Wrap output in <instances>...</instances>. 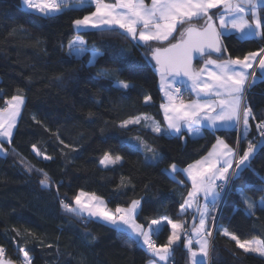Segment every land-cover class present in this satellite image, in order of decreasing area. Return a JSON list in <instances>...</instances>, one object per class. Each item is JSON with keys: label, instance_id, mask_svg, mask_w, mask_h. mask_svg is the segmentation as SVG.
<instances>
[{"label": "trees", "instance_id": "16d2710c", "mask_svg": "<svg viewBox=\"0 0 264 264\" xmlns=\"http://www.w3.org/2000/svg\"><path fill=\"white\" fill-rule=\"evenodd\" d=\"M93 11L95 6L89 4L48 18L24 10L22 0H0V109L14 95L25 99L11 143L3 142L6 151L0 153V247L5 249L6 261L22 264L20 249H24L32 264H149L153 257L132 235L66 212L61 201L74 205L81 191L94 193L111 209L127 208L139 200L137 223L147 227L151 219L166 216L183 222L192 235L188 227L194 212L181 213L191 187L182 172L171 173L170 166L186 169L207 156L217 139L233 149L239 147L240 154L249 141L259 144L262 139L256 123L264 121V80L252 85L246 95L256 117L246 135L238 128L205 129L195 139L184 132L169 134L161 110L159 72L149 45L137 43L120 29L76 30L73 21ZM211 14L217 21L218 12ZM195 26L201 28L204 22ZM179 32L166 44L150 42L151 48L177 42ZM77 36L98 54L91 65L88 54L68 55V44ZM223 46L227 51L212 59L221 55L242 59L264 48V37L244 40L230 35L223 38ZM207 58L196 63V71ZM117 81L132 86L124 90ZM146 96L152 97L147 104ZM138 116L149 119L121 127L123 121ZM153 121L159 124V133L152 130ZM145 146L155 150L158 160L147 159L146 153L151 152ZM106 153L121 156V162L103 168ZM39 170L47 172L51 187L41 185ZM261 188L264 148L256 151L239 178H233L218 215L210 262L205 264H264V257L244 253L220 234L227 229L241 240H264ZM241 191L256 204L254 214H249ZM170 234L166 226L154 239L161 245ZM185 242L173 246L167 264H191Z\"/></svg>", "mask_w": 264, "mask_h": 264}, {"label": "snow or ice", "instance_id": "6c2138e0", "mask_svg": "<svg viewBox=\"0 0 264 264\" xmlns=\"http://www.w3.org/2000/svg\"><path fill=\"white\" fill-rule=\"evenodd\" d=\"M22 4L29 11L48 18L67 9H83L92 4L95 6V11L73 21L76 29L90 28L102 31L120 29L123 30L121 34H127L132 40L149 45L151 58L158 66L161 87L167 101L161 105V108L170 134H182L183 128H187L189 132L198 131L207 121L213 128L242 125L246 135L250 128L249 121L256 119L252 107L246 101V95L248 89L256 83L255 73L249 70L258 66L264 73V55H262L264 48L256 52H248L242 59L240 57L232 59L230 56L224 59L222 55L212 59L210 53L221 54L222 50L226 52L227 49L222 44L223 33L217 29L211 10L223 8L218 18L220 29L227 30L230 27L241 39L264 37V16L261 15L264 11V0H151L150 5L145 4V0H114L112 3L106 0H22ZM226 16L231 18L230 25ZM199 21L204 22L202 28L195 26ZM178 27L182 31L179 33L180 39L177 43L163 48H151L152 41L164 43L173 38ZM85 54L90 56V65L98 55L94 51H89L83 39L78 38L68 44L69 56L79 58ZM194 54L208 56L199 71L194 70L192 66ZM98 75L107 74L98 73ZM178 77H186L190 81L189 87L196 95L195 100L188 103L183 100L181 87H174ZM117 86L127 90L132 85L127 81H117ZM151 99V96H146L144 103H149ZM24 102L23 95H14L5 101L6 107L0 109V152L6 151L2 141L11 143L13 129L16 127L17 117ZM141 119L147 121L149 118L138 116L123 121L121 127L139 124ZM151 127L154 132L161 131L155 121ZM256 128L262 138L260 143L249 141L247 148L240 155L236 149L217 139L213 150L203 160L182 170L175 164L170 166L172 173L183 171L192 182L191 191L188 192L181 206V213L196 206L199 221L198 225L193 224L191 231L198 245V252L193 250V239L188 236L183 223L173 222L166 216L151 219L147 227L137 223L139 200H133L127 208L116 207L113 212L94 193L81 191L74 197V205L61 201V206L66 212L78 216L86 214L89 218L96 217L120 231H129L136 238L134 242L146 246L153 257L150 264L167 262L173 246L181 240L182 235L186 238L185 247L190 253L191 264H205V258L211 251L209 238L212 237L215 228L216 218L213 213L220 203L221 193L230 178H239V175L250 167L256 151L264 148V121H258ZM145 148L152 153L151 159L157 158L154 149L149 146ZM44 159L50 160L52 157L45 156ZM121 159L119 155L106 153L101 164L108 167ZM39 171L43 172V170ZM40 183L45 188L51 187L47 172H43ZM259 190L264 191V188ZM201 194L204 199L202 207L197 199ZM240 195L247 205L249 214H254L256 204L244 195L243 191ZM260 207L264 208V198L260 202ZM166 226L171 227V234L166 243L158 245L154 237H158ZM220 234L234 241L236 247L242 249L244 253H257L264 257V240H241L227 229L220 230ZM20 251L23 253L22 264H32L28 252L24 249ZM4 256L5 249L0 247V264H6ZM7 264L12 262L8 261Z\"/></svg>", "mask_w": 264, "mask_h": 264}, {"label": "crops", "instance_id": "0c3cea01", "mask_svg": "<svg viewBox=\"0 0 264 264\" xmlns=\"http://www.w3.org/2000/svg\"><path fill=\"white\" fill-rule=\"evenodd\" d=\"M106 2H108V3H112V2H114V0H106ZM145 4H147V5H150L151 4V0H145ZM211 12H218V15H217V21H216V26H217V29L219 30V31H221L222 33H223V35H222V38H224V37H227V36H230V35H236V36H238L239 38H240V36H239V34L238 33H236L234 30H232L230 27L227 29V30H225V29H220V27H219V16H220V14L223 12V8L221 7V8H215V9H212L211 10ZM226 19H227V21H228V23H229V25H230V20H231V18L230 17H227L226 16ZM197 27V26H196ZM198 28H200V27H198ZM90 29V28H89ZM81 30H86V29H80V30H78V31H81ZM179 30H180V27H178V29H177V33H174L173 34V38L178 34V32H179ZM182 31V30H181ZM180 31V32H181ZM179 32V33H180ZM173 38H171L169 41H166V42H164V43H161V44H166V43H168V42H170L171 40H173ZM263 37H254V38H246V39H262ZM180 39V35H179V38H178V40ZM246 39H244V40H246ZM137 42V41H136ZM152 42H154V43H158V42H155V41H152ZM138 43V42H137ZM139 44H144L143 42H139ZM262 55H264V54H262ZM204 66V65H203ZM210 68H211V66H209ZM203 68V67H202ZM250 72H254L255 73V78H256V83H258V82H260V81H262V80H264V73H262L261 72V70L258 68V66H254L253 67V69H250L249 70ZM169 80H171V77H169ZM255 83V84H256ZM189 85H190V81H188V79H181L180 77H178L177 78V83H176V85H174V87L175 86H179V87H181V92H183L184 93V95H186V97H187V99H186V103H188V102H191V101H193V100H195L196 99V95H195V93L194 92H192L191 90H190V87H189ZM254 85V84H253ZM159 86H160V90H161V93H162V96H163V103L162 104H165L167 101H166V98H165V94H164V91L162 90V87H161V78H160V75H159ZM161 110H162V114H163V118H164V121H165V125H166V131L170 134V132H169V130H168V128H167V121L165 120V116H164V111H163V109L161 108ZM213 115H214V113H213ZM250 122V121H249ZM234 128H238V127H220V126H217L216 128H213V127H211L210 126V124L207 122V121H205L204 122V124L202 125V126H200L199 127V130L198 131H194L195 132V134L196 135H198L197 137H200V136H202L203 135V131L205 130V129H208V130H212V131H218V130H229V129H234ZM238 130H239V128H238ZM187 133L188 134V136L190 137V133L191 132H189L188 130H187V128H183L182 129V133ZM242 132H244V128H243V131ZM248 132V131H247ZM244 134H245V132H244ZM171 135H180V134H171ZM191 138V137H190ZM12 140V139H11ZM3 142H6V143H8L6 140H4V141H2V143ZM225 142V141H224ZM226 143V142H225ZM213 150V149H212ZM211 150V151H212ZM210 151V152H211ZM208 156V155H207ZM207 156H205V157H207ZM204 157V158H205ZM204 158H202L201 160H203ZM200 161V160H199ZM195 164V163H194ZM182 172V175L184 176V178L186 179V181L190 184V187H191V184H192V182H191V179L188 177V175L186 174V173H184L183 171H181ZM219 183V182H218ZM191 191V190H190ZM197 199L199 200V204H200V206L202 207L203 206V204H204V199H203V196H202V194H201V196H199V197H197ZM193 207H196L195 205L193 206ZM138 210H139V208L137 209V212H138ZM186 211H189V212H194V210H193V208H188V209H186ZM185 211V212H186ZM85 216L86 217H88L86 214H85ZM89 218V217H88ZM90 219H97V218H95V217H92V218H90ZM97 220H99V219H97ZM198 221H199V219H198ZM100 222H103V223H105V224H108L107 222H105V221H103V220H101L100 219ZM108 225H110V224H108ZM197 225H198V223H197ZM111 226V225H110ZM184 226H185V229H186V225L184 224ZM170 227V226H169ZM170 229H171V227H170ZM187 230V229H186ZM127 233H129L130 235H131V233L129 232V231H126ZM188 232V231H187ZM183 236V235H182ZM182 236H181V240L176 244V245H178V244H180L181 243V241H182ZM188 236L190 237V238H192L193 240H194V242H195V237L193 236V235H189L188 234ZM135 238V237H134ZM193 242V245H192V247H194V251H197L198 252V245L196 244V243H194ZM171 255V254H170ZM170 258V257H169ZM198 259H199V257H198ZM168 262V261H167ZM167 262H161V264H167Z\"/></svg>", "mask_w": 264, "mask_h": 264}, {"label": "rangeland", "instance_id": "374dc122", "mask_svg": "<svg viewBox=\"0 0 264 264\" xmlns=\"http://www.w3.org/2000/svg\"><path fill=\"white\" fill-rule=\"evenodd\" d=\"M22 7H23V9L24 10H26V11H29L26 7H24L23 6V4H22ZM29 12H32V11H29ZM63 12V11H62ZM35 13V12H34ZM38 14V13H37ZM76 29V28H75ZM76 30H80V29H76ZM82 39L81 37H79V36H77L75 39ZM75 39H73V40H75ZM96 53V52H95ZM159 74V73H158ZM181 79H186V78H184V77H180ZM159 88H160V86H159ZM249 90V89H248ZM181 94H182V98H183V100L184 101H186V99H187V97H186V95H184V93L183 92H181ZM25 100V99H24ZM24 104H25V102H24ZM23 108H24V105L22 106V108H21V110H20V114H19V116L17 117V121H16V126H17V124H18V121H19V119H20V116H21V114H22V111H23ZM141 121H142V119H141ZM238 128H239V133H242V131H243V126L241 125V126H238ZM15 129H16V127L13 129V134H14V132H15ZM13 134H12V136H13ZM198 135H196L195 134V132H191L190 133V137L191 138H193V139H195V138H199V137H197ZM236 150H237V153H238V155H240V148L239 147H237V148H235ZM1 154H3V153H5V151L4 152H0ZM146 155H147V159L148 160H150V161H156V160H158V157H159V155L157 156V158L156 159H151V156H152V153H146ZM121 162V160L119 161V162H117L116 164H114V165H109L108 167H105L103 164H101V166L103 167V168H109V167H112V166H115V165H117V164H119ZM233 167H235V164L233 165ZM172 173V172H171ZM103 201V200H102ZM104 202V201H103ZM104 204L107 206V204L104 202ZM107 208L108 209H110L111 211H115V209H111V208H109L108 206H107ZM195 208L196 207H193V210H195ZM218 209H219V204H218V206H217V210L215 211V218H216V216H217V211H218ZM96 218V217H95ZM97 219H99V218H97ZM97 219H95V220H97ZM216 220V219H215ZM97 221H100V219L99 220H97ZM179 223V222H178ZM180 223H183V222H180ZM184 224V223H183ZM153 227H155V226H153ZM214 231H215V228H213V235H214ZM213 235H212V237H210L209 239L211 240V246H212V238H213ZM184 236V235H183ZM183 236H182V239H183ZM257 240H260V239H257ZM193 242H194V240H193ZM195 243V242H194ZM253 254H256V255H258L257 253H253ZM210 256H211V251H210V253H209V256L207 257V258H205V261L207 262V263H209L210 262ZM258 256H260V255H258ZM262 257V256H261ZM150 264V263H149Z\"/></svg>", "mask_w": 264, "mask_h": 264}, {"label": "water", "instance_id": "95a60500", "mask_svg": "<svg viewBox=\"0 0 264 264\" xmlns=\"http://www.w3.org/2000/svg\"><path fill=\"white\" fill-rule=\"evenodd\" d=\"M202 28V27H201ZM221 40H222V44H223V38L221 37ZM179 41V40H178ZM177 41V42H178ZM177 42H175V43H177ZM168 46H170V45H168ZM167 46V47H168ZM219 54H217V53H210V56L211 57H214V56H218ZM206 57H208L207 55L206 56H200L199 54H194V58H193V62H192V66H193V69L195 70V65H196V63L198 62V61H200V60H202V59H204V58H206ZM153 62L155 63V61L153 60ZM155 65H156V63H155ZM157 66V65H156ZM157 68H158V66H157ZM184 78H186V77H184ZM187 79V78H186ZM182 141H183V143L185 144V142H186V139L185 138H183L182 139ZM200 205V204H199ZM198 219H199V214H198V212L196 211V208H195V210H194V215H193V217H192V220H191V222H190V224H189V227H188V230L190 231V232H192L191 230H192V228H193V224L195 223V224H197L198 223ZM5 262H6V264H7V262L8 261H6L5 260ZM12 264H16V263H14V262H12Z\"/></svg>", "mask_w": 264, "mask_h": 264}, {"label": "built area", "instance_id": "2783aa9c", "mask_svg": "<svg viewBox=\"0 0 264 264\" xmlns=\"http://www.w3.org/2000/svg\"><path fill=\"white\" fill-rule=\"evenodd\" d=\"M229 172L231 174L232 170L230 169ZM232 182H233V178H230L229 183L225 187L224 191L221 193V200H220V203H219V209L217 211V216H216V220H215V228L217 226L218 215H219V213L221 211V207L224 204V201H225V199H226V197H227V195H228V193H229V191L231 189ZM183 239H186L185 236H183ZM145 248H146V246H145ZM146 250H147V248H146Z\"/></svg>", "mask_w": 264, "mask_h": 264}]
</instances>
